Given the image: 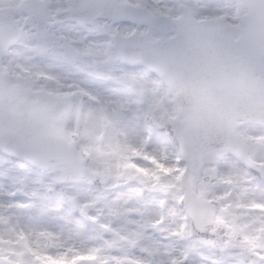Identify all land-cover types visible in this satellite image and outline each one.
Returning <instances> with one entry per match:
<instances>
[{
  "label": "snow or ice",
  "instance_id": "obj_1",
  "mask_svg": "<svg viewBox=\"0 0 264 264\" xmlns=\"http://www.w3.org/2000/svg\"><path fill=\"white\" fill-rule=\"evenodd\" d=\"M0 264H264V0H0Z\"/></svg>",
  "mask_w": 264,
  "mask_h": 264
}]
</instances>
